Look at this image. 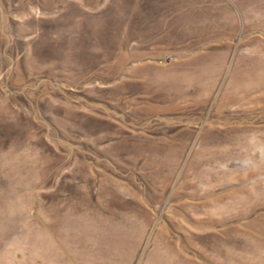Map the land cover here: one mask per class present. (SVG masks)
I'll use <instances>...</instances> for the list:
<instances>
[{
    "label": "rangeland",
    "instance_id": "374dc122",
    "mask_svg": "<svg viewBox=\"0 0 264 264\" xmlns=\"http://www.w3.org/2000/svg\"><path fill=\"white\" fill-rule=\"evenodd\" d=\"M170 263L264 264V0H0V264Z\"/></svg>",
    "mask_w": 264,
    "mask_h": 264
},
{
    "label": "bare ground",
    "instance_id": "6f19581e",
    "mask_svg": "<svg viewBox=\"0 0 264 264\" xmlns=\"http://www.w3.org/2000/svg\"><path fill=\"white\" fill-rule=\"evenodd\" d=\"M168 248H167V250H166V252H170L169 250H170V247L169 246H167ZM166 252H165V255H166ZM172 253V252H171ZM170 254V253H169ZM169 254H167V255H169ZM166 255V256H167ZM165 259V258H164ZM171 264V263H170Z\"/></svg>",
    "mask_w": 264,
    "mask_h": 264
}]
</instances>
